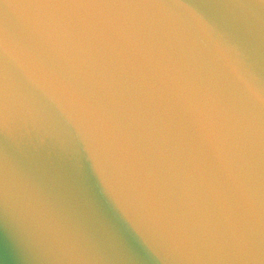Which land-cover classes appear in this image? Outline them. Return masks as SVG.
Wrapping results in <instances>:
<instances>
[{"label":"water","instance_id":"obj_1","mask_svg":"<svg viewBox=\"0 0 264 264\" xmlns=\"http://www.w3.org/2000/svg\"><path fill=\"white\" fill-rule=\"evenodd\" d=\"M0 264H264V0H0Z\"/></svg>","mask_w":264,"mask_h":264}]
</instances>
